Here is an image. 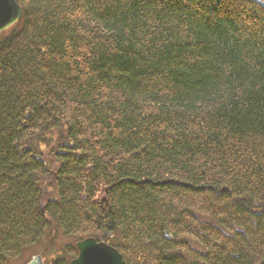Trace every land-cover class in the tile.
Masks as SVG:
<instances>
[{
    "label": "trees",
    "instance_id": "16d2710c",
    "mask_svg": "<svg viewBox=\"0 0 264 264\" xmlns=\"http://www.w3.org/2000/svg\"><path fill=\"white\" fill-rule=\"evenodd\" d=\"M16 1L0 264H264V0Z\"/></svg>",
    "mask_w": 264,
    "mask_h": 264
},
{
    "label": "water",
    "instance_id": "95a60500",
    "mask_svg": "<svg viewBox=\"0 0 264 264\" xmlns=\"http://www.w3.org/2000/svg\"><path fill=\"white\" fill-rule=\"evenodd\" d=\"M22 8L16 0H0V32L15 23ZM78 254L70 264H124L122 254L107 243L102 235L99 239L86 237L76 243ZM27 264H44L41 254L31 257Z\"/></svg>",
    "mask_w": 264,
    "mask_h": 264
},
{
    "label": "rangeland",
    "instance_id": "374dc122",
    "mask_svg": "<svg viewBox=\"0 0 264 264\" xmlns=\"http://www.w3.org/2000/svg\"><path fill=\"white\" fill-rule=\"evenodd\" d=\"M67 239L59 237L56 240V244H61L65 242ZM63 244V243H62ZM61 244V245H62ZM42 248V244H39L35 248L24 251L18 258L10 260L7 264H27L32 256L37 255Z\"/></svg>",
    "mask_w": 264,
    "mask_h": 264
}]
</instances>
